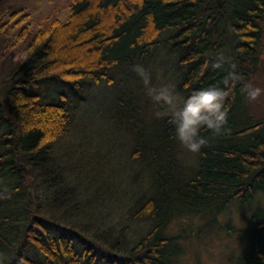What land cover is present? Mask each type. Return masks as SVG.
<instances>
[{"label":"trees","instance_id":"1","mask_svg":"<svg viewBox=\"0 0 264 264\" xmlns=\"http://www.w3.org/2000/svg\"><path fill=\"white\" fill-rule=\"evenodd\" d=\"M30 7L0 0V57L9 65L0 61V264H187L212 242L221 246L216 264H264V206L242 213L243 225L230 215L264 194V109L241 91L258 86L264 0H68L62 17L39 27L20 24ZM217 55L228 62L213 70ZM167 64L179 107L194 91L223 87L233 64L240 77L225 101L230 131L201 129L208 144L199 153L183 147L134 71L142 67L159 89ZM99 82L112 91L92 99L95 110L111 104L106 139L119 134L128 151L97 144L81 161L68 148L67 161L49 162H75L56 181L34 159L88 134L72 112ZM126 153L128 172L119 161ZM106 222L115 240L98 232Z\"/></svg>","mask_w":264,"mask_h":264},{"label":"rangeland","instance_id":"2","mask_svg":"<svg viewBox=\"0 0 264 264\" xmlns=\"http://www.w3.org/2000/svg\"><path fill=\"white\" fill-rule=\"evenodd\" d=\"M19 1L30 4L31 7H30L29 11L35 10L33 13H31V15L28 13V15L20 23V24H23L25 26H29L31 24L32 27H36V26L39 27L47 19V17H52V16L62 17L66 13L67 3H68V0H56L53 3H50L47 0H38L37 4H35L33 2V0H19ZM13 7H19V6L14 5ZM262 33L263 34H262L261 51H260V58L262 60V66L259 68V70L256 69L257 75L255 78L257 81L256 84L258 86L253 85V88H260L261 89V95L258 97L257 101L262 106L261 108L264 109V20L262 22ZM10 36H12V35H10ZM12 51H18L16 56L23 54L22 53V47L19 45V43L16 45V48ZM0 61L2 62V64L5 67L9 66V65H7L8 63L5 60H3L2 57H0ZM168 61L170 62V60H168ZM10 66H11V68L13 67L11 63H10ZM170 67L171 66L169 64H167L166 67H163L162 71L167 72L168 78H166V81H163V80L159 81L161 87H169V86L175 87L176 86V82L178 79L175 75V72H172V74H171ZM260 70H261V73H259ZM110 88L111 87H103L101 82H99L97 84H93L90 87L86 88L82 92V97L78 96V99L80 102L73 108L72 114H76V116L74 115V117L76 119H78L79 117L82 116L81 117L82 122L80 123V127H81V130H88V134L83 133V131L81 133V131L79 130L78 134L71 138V140H70L71 145L68 144L66 141L65 146L63 148H58L54 152H51V154H49V155L42 156V157H36L34 159V161L38 162V164H33V165H35L37 168L40 167L41 170H43V171H47L44 173L50 174L51 177L53 176L56 181H59L60 178H58L56 176V173L59 172V167L61 165H63V167L65 169L67 167L73 166L75 163V162L73 163V161L70 164H68V162H64V158L67 161L68 160V159H66V158H68L67 155L70 154L69 151H67L68 148H71V147L73 148V147L77 146V148H79L81 150V152H78V153H81L83 155L81 161L87 160V158L90 154L95 153L94 148L97 147V144H99L100 147L105 149V150H112L111 149L112 146L114 148H120V147H122V146H120V144H121V145H124L123 147L126 148V150L128 151L126 143L124 142L123 138L119 134L114 135V138L116 139L115 143H112L108 138L106 139V137H108L107 134L111 135V127L109 126L110 123L107 121L108 117H107V112H106L107 109L111 110V104L109 105V104L105 103L107 106L106 111L103 108H98L95 110L96 103L93 102V100L98 99V97H99L98 92L99 93L102 92L105 94V96L108 97L111 95V92H112L110 90ZM174 96L176 97L177 107H179V103H180L179 97L177 95H174ZM260 97H261V99H260ZM254 103L255 102L253 101V104ZM71 105H73V103ZM163 121L168 122L166 119H163ZM1 124L5 126L6 122H2ZM100 133H103L100 138L106 139L103 144L99 143V141L97 140V139H99L98 136ZM118 137L122 138L121 141H118ZM123 147L121 148L120 151H122L124 149ZM82 149H83V151H82ZM57 155L58 156H64V158L62 159V163L60 162V160L58 162L55 159V164H57L59 166L58 168L54 167L53 164L52 165L49 164V162H53L54 157L56 158ZM127 156H128L127 153L124 156H120L119 161H122L123 165H126V167L123 168V170H126L128 172L129 171V159H126ZM71 159H72V157H71ZM116 159H117V157L112 161L110 159L107 166L109 167L110 165H112ZM69 161H71V160H69ZM83 164H85V163H83ZM44 166H48V168L44 170L43 169ZM107 166L102 168L104 172L106 171ZM85 174L90 179H93V177H95V176H99V175H96L95 173H94V176H92L91 174H89L90 175L89 176V175H87V173H85ZM100 175H101L100 176L101 179H103V175L102 174H100ZM51 177H50V180H51ZM90 184H91V186H93L94 183L90 182ZM74 190L79 192L78 189L75 188V185H74ZM263 195H264L263 193L256 194L253 202H244L241 205L232 207L230 215L233 217V221L235 218V220L239 224L243 225V220L241 217L242 213H244V215L247 216V215H249V212H250L252 207L254 209L257 206H264V196ZM90 213L92 215L93 214L95 215L96 213L100 214L101 212H100V209L98 208L96 211L95 210L90 211ZM109 219L112 220L110 215H109ZM93 220H94V218H93ZM110 224H111V222H106L99 227L98 232H100L102 234V236H101L102 239H106V240H115L116 239L117 236H115V237L110 236L109 238L107 236L108 235L107 229L110 227ZM128 226H130L131 229L133 231H135L134 225L129 224ZM136 230L139 234L144 232V229L141 227H138ZM136 236H138V235L136 234ZM220 247H221L220 244L217 242H212V243H209L208 245L205 243H202L199 246L200 253H199L198 257L193 258L192 256H188L184 261L187 262V264H197V263L216 264L215 258L218 261Z\"/></svg>","mask_w":264,"mask_h":264},{"label":"clouds","instance_id":"3","mask_svg":"<svg viewBox=\"0 0 264 264\" xmlns=\"http://www.w3.org/2000/svg\"><path fill=\"white\" fill-rule=\"evenodd\" d=\"M227 62L223 55H217L210 66L217 70ZM235 67L233 64V71L228 72L221 82L223 87L211 86L194 91L183 101L182 107H177L176 97L170 86L159 89L151 87L150 78L142 67L136 66L134 71L142 78L152 100L166 109L158 115H170V123L174 125L176 137L183 147L192 153H199L201 148L208 144V140L200 135L201 129L206 128L217 136L230 131L227 128L228 110L225 101L230 90L240 80ZM241 91L251 101H255L261 95V89L253 88L250 84L245 85Z\"/></svg>","mask_w":264,"mask_h":264}]
</instances>
